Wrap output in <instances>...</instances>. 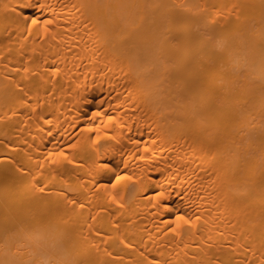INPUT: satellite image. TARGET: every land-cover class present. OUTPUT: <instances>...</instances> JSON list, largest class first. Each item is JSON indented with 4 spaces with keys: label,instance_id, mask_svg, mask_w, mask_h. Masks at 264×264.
Masks as SVG:
<instances>
[{
    "label": "bare ground",
    "instance_id": "6f19581e",
    "mask_svg": "<svg viewBox=\"0 0 264 264\" xmlns=\"http://www.w3.org/2000/svg\"><path fill=\"white\" fill-rule=\"evenodd\" d=\"M0 264H264V0H0Z\"/></svg>",
    "mask_w": 264,
    "mask_h": 264
}]
</instances>
